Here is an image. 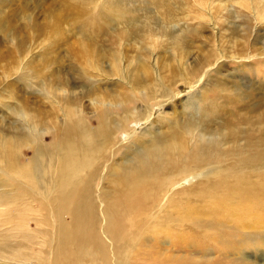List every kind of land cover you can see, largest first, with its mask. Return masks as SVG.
I'll use <instances>...</instances> for the list:
<instances>
[{
    "label": "bare ground",
    "instance_id": "6f19581e",
    "mask_svg": "<svg viewBox=\"0 0 264 264\" xmlns=\"http://www.w3.org/2000/svg\"><path fill=\"white\" fill-rule=\"evenodd\" d=\"M61 1L77 6L86 2ZM104 13L96 12L97 18L90 15L88 27H95L98 18L105 21L109 15ZM257 16L264 19V11ZM241 53L232 50L228 55L211 47L207 56L184 66L179 74L160 77V85L152 83L147 74L131 78L124 57H116L113 70L118 74L113 78H108L113 71L102 72L93 62L100 78L118 85L115 88L119 91L112 95L106 91L95 96L78 93L76 82L69 83L64 74L54 73L44 95L52 105V118L47 119L44 110L22 107L19 114L28 131H0V207L9 214L37 197L47 202L45 218L57 229L49 246V264H82L84 259L91 264H111V258L120 264L124 244L157 232L166 235V230L179 223L199 222L194 211L187 213L198 202L204 209L201 217L213 211L218 216L238 218L234 223L244 225L238 236L227 241L225 264H259L255 259L249 262L247 256L264 248V199L260 200L264 184V79L256 83L250 78L255 56L249 52L243 57ZM241 61L249 63L242 64L241 75L223 74L227 70L224 63ZM42 67L29 59L16 71L25 84L38 78ZM183 86H190L187 93L171 103L182 95L179 89ZM178 106L188 115L181 127L173 123L179 121L175 114ZM154 109L160 112L156 117H152ZM164 126L169 129L164 131ZM45 137H49V144ZM28 146L35 153L33 160L24 154ZM179 181L182 191L174 190ZM180 198L185 199L181 202ZM253 198L257 200L250 207L251 213L241 214L237 203L245 201L248 212L247 204ZM183 202L186 204L181 205ZM169 211L178 217L174 219ZM181 236L176 232L172 239Z\"/></svg>",
    "mask_w": 264,
    "mask_h": 264
},
{
    "label": "rangeland",
    "instance_id": "374dc122",
    "mask_svg": "<svg viewBox=\"0 0 264 264\" xmlns=\"http://www.w3.org/2000/svg\"><path fill=\"white\" fill-rule=\"evenodd\" d=\"M108 3L112 5L107 6ZM263 3L261 0H86L85 5L77 6L71 1L61 0H0V131H28L19 114L22 107L30 111L44 110L42 112L46 113L47 119L52 118V105L44 95L50 89L48 85L54 73L64 74L69 83L76 82L80 87L78 93L87 92L95 96L106 91L109 95L115 94L119 91L115 88L118 85L112 86L111 82L100 78L92 63L99 65L102 72L113 71L108 77L113 78L118 74L113 70L117 56L125 58L131 78L141 75L145 78L147 74L152 83L160 85V77L179 74L184 66L207 56L211 47L221 48L228 55L236 50L239 54L242 52L243 57L251 52L255 57L249 76L258 83V79H264V19L257 16L264 11ZM73 6H76V12L71 10ZM100 10L109 16L105 21L98 18L95 27H88L89 16L97 18L96 12ZM23 47L28 50H22ZM157 52L159 54L155 55ZM29 59L43 67L38 78L24 84L16 70ZM231 63H224L227 69L224 75H241L242 64L249 65L247 61ZM39 79L41 82L37 83ZM131 84L136 83L132 81ZM189 88L181 87L179 92L182 95L171 103H177ZM159 113V109H154L152 117ZM175 114L179 121H173L174 125L183 126L187 113L178 106ZM148 120L149 117L144 121ZM165 126L164 131L168 128ZM208 126L214 125L208 123ZM44 140L49 144V137ZM24 154L27 160L34 159L35 153L29 146L24 147ZM14 178L17 179L16 175ZM182 186L179 181L174 190L182 191ZM244 193L245 190L240 196ZM37 198L9 214L0 207V264H49L48 258L52 254L49 246L57 229L46 219L47 202ZM182 199L185 198H180L181 202ZM261 199H264V184L260 191ZM256 200L253 198L248 202V212L246 202L239 201L240 213L249 215ZM191 207L187 213L194 211L199 222L179 223L166 230V235L157 232L140 241L124 244L120 258L123 262L120 264H225L229 253L227 241L231 236H238L244 225L234 223L238 218L218 216L213 211L201 217L204 209L198 202ZM169 215L174 219L178 217L173 211H169ZM176 232L182 236L173 240ZM247 259L264 264V248L257 254H249ZM82 264L91 263L84 259ZM111 264L119 262L111 258Z\"/></svg>",
    "mask_w": 264,
    "mask_h": 264
}]
</instances>
